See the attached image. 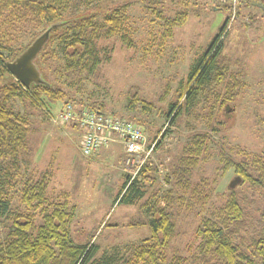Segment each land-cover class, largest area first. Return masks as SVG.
<instances>
[{
	"label": "rangeland",
	"instance_id": "rangeland-1",
	"mask_svg": "<svg viewBox=\"0 0 264 264\" xmlns=\"http://www.w3.org/2000/svg\"><path fill=\"white\" fill-rule=\"evenodd\" d=\"M261 1L243 0L233 17L228 0H81V10L95 12L100 20L120 7L126 18V43L120 37L101 38V53L110 56L95 75L84 71L82 77L66 71L58 40L41 52L53 53V58L41 56L37 62L61 94L50 100L42 93L44 103L36 106L29 99L14 100V109L27 115L34 129L31 152L26 156L29 164L21 162L22 172L37 179L48 170L51 201H63L62 192H68L70 205L74 206L70 236L76 243L94 242L99 246L96 263L113 258L111 264H126L133 255L131 247L151 236L153 206L165 205L169 191L174 198L170 210L176 231L165 251L167 261L174 254L184 256L190 263L198 261L201 237L197 228L204 217L224 204L231 190L238 194L249 217L248 229L235 241L252 253L255 237L264 232V188L243 184L233 169L223 172L221 167L226 159H242L241 151L264 155ZM149 2L166 16H174L188 6V19L174 28L172 36H165L164 19L152 12ZM222 27L223 42L216 60L220 66H229L224 84L215 87L210 96L200 95L193 110L185 109L186 102L178 115H169L170 103L177 100L183 84L186 86L191 66ZM29 42L27 35L20 38L19 46ZM236 80L237 96L220 110V103L226 99L225 83ZM131 94L140 99L133 108ZM69 104L130 119L142 127L149 141L157 139L148 159L156 167L151 173L153 182L143 183L144 195L134 203L118 200L125 177L128 179V154L122 141L113 135L110 143L93 155L82 153L83 128L61 119ZM198 135L204 136L205 144L186 192L176 187L171 171ZM234 179L239 181L231 188ZM191 189L198 191L196 198ZM202 190L211 194L208 200H204ZM21 194L22 181L11 190L12 207L18 211L27 209ZM197 198L203 203L196 202ZM6 234V221L2 220L0 240Z\"/></svg>",
	"mask_w": 264,
	"mask_h": 264
},
{
	"label": "trees",
	"instance_id": "trees-1",
	"mask_svg": "<svg viewBox=\"0 0 264 264\" xmlns=\"http://www.w3.org/2000/svg\"><path fill=\"white\" fill-rule=\"evenodd\" d=\"M79 1L81 0H0V222L5 220L7 227L6 236L0 240V264H100L95 259L99 251L97 244L76 243L70 236L69 226L74 218V206L70 205L68 192H62L63 201H51L48 196L50 172L44 171L37 179L22 172L21 162L29 164V157L26 156L31 152L30 140L34 129L29 117L13 107L16 99H29L36 106L44 103L42 93L47 94L50 100L61 94L59 87L46 78L37 62L41 56L43 59L54 57L51 52L41 53L53 40H58L62 47L66 71L79 77H82L84 71L89 76L95 75L104 59L107 60L110 56L101 53L102 49L98 45L101 38L120 37L126 43V18L120 7L100 20L95 12L82 11ZM261 5L264 6V0ZM148 7L164 19L165 36H172L174 28L185 23L189 15L188 6L174 16L163 15L152 2H149ZM58 20L67 22L53 29L50 39L36 59L43 76L50 84L26 88L9 71L6 60L13 59L27 47L28 43L19 46L20 38L29 35L31 42L40 33L37 31L40 27L46 28ZM224 30L222 27L191 66L186 86L183 84L178 91L177 100L170 103L169 115H178L186 102L185 109L193 110L200 95L210 96L215 87L224 84L229 66H220L216 60ZM232 76L236 77L235 74ZM238 83V80L225 83L223 97L226 99L220 103V110L226 109L228 100L237 96L235 88ZM216 94L219 96V92ZM139 100L137 95L131 94V108ZM142 102L149 104L144 100ZM204 144V136H196L193 144L187 147L185 154L171 171L178 189L186 192L190 190V176L199 164ZM241 153L243 158L240 160H224L222 171L233 169L243 184L248 182L253 187L264 188V155ZM155 170L153 161L149 160L130 183L125 177L118 200L134 203L142 197V185L147 181L153 182L151 173ZM21 181V200L27 207L24 211L13 208L11 200V190ZM191 191L193 197L199 195L196 189ZM201 192L204 200H208L211 194L203 190ZM179 196L183 199L182 195ZM173 201L172 191H169L165 205L153 206L152 234L131 247L133 255L126 264H264V232L255 237L251 254L235 241L248 229L249 217L234 190L230 191L222 206L211 216L201 220L197 228L201 237L198 261L190 263L179 254H174L167 261L165 251L170 247L176 231L170 210ZM200 201L197 198L196 202L203 203ZM112 260L113 258L108 262L105 260L101 264H111Z\"/></svg>",
	"mask_w": 264,
	"mask_h": 264
},
{
	"label": "built area",
	"instance_id": "built-area-1",
	"mask_svg": "<svg viewBox=\"0 0 264 264\" xmlns=\"http://www.w3.org/2000/svg\"><path fill=\"white\" fill-rule=\"evenodd\" d=\"M217 1L226 3L225 0ZM242 1L228 0L231 7H233L231 9L233 17H235L237 7ZM61 115L62 120L76 122L80 128H83L84 135L80 149L87 156L93 155L100 147L110 143L113 135H117L120 138L128 154L125 159L128 183L144 167L157 143V139L149 141L142 127L136 122L113 114L75 108L69 104Z\"/></svg>",
	"mask_w": 264,
	"mask_h": 264
},
{
	"label": "water",
	"instance_id": "water-1",
	"mask_svg": "<svg viewBox=\"0 0 264 264\" xmlns=\"http://www.w3.org/2000/svg\"><path fill=\"white\" fill-rule=\"evenodd\" d=\"M66 22V20H58L50 23L22 52L16 55L13 59L6 60V65L9 71L26 88H31L32 85L50 84V82L43 76V73L36 62V58L50 39L53 29L65 25ZM238 178L239 180L241 179L240 177ZM239 180L234 179L230 183V187H235Z\"/></svg>",
	"mask_w": 264,
	"mask_h": 264
}]
</instances>
